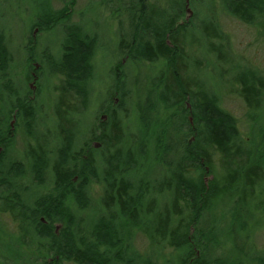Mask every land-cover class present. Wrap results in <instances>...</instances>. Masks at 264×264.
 Wrapping results in <instances>:
<instances>
[{
  "label": "trees",
  "instance_id": "trees-1",
  "mask_svg": "<svg viewBox=\"0 0 264 264\" xmlns=\"http://www.w3.org/2000/svg\"><path fill=\"white\" fill-rule=\"evenodd\" d=\"M220 1L227 14L254 27L264 38V0ZM68 4L72 5L73 0ZM124 9L129 14L131 31L129 36H120V53L131 59H162L167 64V71L152 81L142 102L145 108L142 103L137 106L134 120L126 111L120 115L117 108L123 103L111 106L110 101L101 106L107 120L98 123L100 133L94 126L90 138L77 145L92 74V67L85 62L90 60L95 42L76 33H69L59 62L35 55H28L25 61L27 77L34 70L41 72L45 65L52 73L58 72L55 76H62L52 87L57 95L52 122L60 142L45 148L48 134L26 130L29 133L25 135L34 139V144L27 143V160L7 164L12 140L6 126L11 116L16 113L17 122L29 125L38 121L43 109L41 102L34 105L22 95L16 96L15 90L7 93L8 111L0 118V188L8 187L10 194L2 198L5 204L0 206V222L5 210H16L20 224L13 231L0 223V264H137L139 260L141 264H161L157 258L138 256L132 246L135 235L158 247V253L169 249L171 256L162 259L165 264H227L225 258L214 253L225 244L233 248L236 236H247L249 232L245 205L247 197L253 196V179L258 174L264 179V127L259 130L258 140L243 139L235 128V117L219 106V96L213 91L210 94L199 79L186 77V64L179 69V60L187 59L176 44V34L196 29L192 18L178 26L170 13L161 17L145 0H129ZM41 12L50 18L47 24L56 15L46 0ZM64 14L63 10L58 13L54 22ZM39 20L34 21L32 30L45 22ZM206 32L221 38V43L223 36L217 30ZM204 39L198 36L192 42L197 45L202 40L215 61L229 62L231 92L243 101L246 121L253 124L261 118L264 123V70L233 65L225 50L208 47ZM11 61L5 33L0 29V87L4 90L6 81L11 83ZM33 61L39 62L38 70ZM198 62L203 65L201 60ZM118 82L119 87L111 93L123 97L120 73L115 78ZM124 120L131 121V129H126ZM226 122L231 129L226 128ZM92 139L105 142L107 148L102 152L90 148ZM43 167H47L53 191L39 195L28 205L11 189L15 180L27 173L36 184L43 183ZM93 183L101 185V197L100 203L90 206L88 188ZM256 207L258 214H263L262 218L258 216L257 226H264V202ZM29 212L33 213L30 216L48 217L50 224H59L57 236L52 239L42 231L28 230ZM13 216L18 218L15 213ZM31 236L40 241H29ZM238 250L244 253L240 247ZM257 260L264 264V258Z\"/></svg>",
  "mask_w": 264,
  "mask_h": 264
},
{
  "label": "rangeland",
  "instance_id": "rangeland-1",
  "mask_svg": "<svg viewBox=\"0 0 264 264\" xmlns=\"http://www.w3.org/2000/svg\"><path fill=\"white\" fill-rule=\"evenodd\" d=\"M46 1L53 14H56L48 24L46 22L50 18L43 14L46 12H41L40 15L41 4L45 3V0H0V29L5 33L6 45L12 58L10 66L11 83L3 81L5 90L0 87V118H2L1 113L5 114L8 111V103H6L7 93L9 91L13 92V90H15L16 96L22 95L21 97L31 100L34 105L36 101L37 103L41 102V107L43 108L41 113L39 112L38 121L29 125H22L21 121L17 122L19 118L16 117V113L11 116L8 124L11 130L7 131L8 125L6 126V134L10 135L12 140V146L6 154L7 164L12 160H22L23 162L27 160L25 158L27 143L31 141L29 143L34 144V139L25 135L29 133L26 130L33 131L32 133L34 134L36 132H39L40 135L42 133L48 134L45 148H51L54 144L61 141L60 137H56L54 123L52 122L55 121L52 106L57 101V95L53 93L52 87L54 84L59 83V76L61 75L55 76L58 72L52 73L51 69H48L45 65L41 72L34 73V70L32 76L27 77L25 61L28 55L32 57L35 55L37 58L42 59L52 58L55 62H59L58 59L63 56V47L68 41L69 33H76V36L80 37L85 36L95 42L90 60L87 59L85 62L89 67H92V74L87 94V107L81 111L82 114L80 116L84 124L81 121L79 126L81 128L76 138L78 146L83 144L84 140L90 138L92 135L90 130L94 126L97 129L96 133H100L99 129L101 128L98 123L107 120V115L102 111L101 106L108 105L110 101L111 106H117L120 102L123 103V109L117 108L120 115L126 111L132 114L131 120H134L138 110L137 106L147 97L152 81L156 82L161 72L167 71L166 61L162 59L155 61L131 59L120 53V36H129L131 31L128 25L129 14L124 9L129 0H73L72 5L68 4L70 0ZM145 1L148 2L151 10L154 13L159 12L161 17L163 14L166 16L170 13V16L175 18V24L178 26L187 24L189 18L193 19L195 25L200 26L193 29V31L190 28L185 29L183 32L179 31L176 34V44L182 48L183 54L187 59L179 60V69L183 70V65L186 64V77L199 79L210 94L215 92L219 96V106L235 117V128L243 139H246V141L252 138L258 140L259 130L264 127V123L261 122V118L253 124L246 121V108L243 101L236 93L231 92V77L228 75L230 72L229 62L220 63L215 61V56L204 49L202 40L195 45L192 39L198 36L201 38L205 37V44L220 51L225 50L233 65L237 63L264 70V38L257 33L254 27L246 25L227 14L220 0H180L182 7L178 0H175L176 3L174 0ZM204 4L207 6L204 7ZM152 6L154 7L153 9ZM176 9H181L180 13L175 14L174 10ZM62 10L65 13L64 17L54 22L58 13ZM161 17L160 21L162 20ZM36 19H40V22L43 20L45 22H41V24L38 22L40 25L36 23L37 26L32 30L31 27ZM201 20H206L205 24ZM156 22V24H159L158 20ZM208 30H212L214 33L217 30V33L223 36L221 43L219 41L221 38H215V34L208 35L206 32ZM200 60L203 65L198 62ZM32 64H34L36 70L39 69L38 61H33ZM116 73H120L122 77V89L125 92L123 97L111 93L115 86L116 90L119 87V82L115 83ZM165 79L167 80L168 78ZM186 104L189 108L190 104L188 102ZM145 106L146 104L142 103L141 107L143 109ZM189 112L190 110L187 111V114ZM124 121L126 129H131V121ZM172 127L176 128V124L173 123ZM226 128H230L229 122H226ZM92 147L99 148V152L107 148L105 142L96 139L91 140L90 148ZM1 151H3L2 147H0ZM47 167H43L45 177L42 179L43 183L40 184L39 182L36 184L33 176L27 173L24 174L23 178L15 180L16 183L13 184L11 190L13 192L16 191L20 198L23 197L28 202V205L35 198L37 199L39 195L53 191ZM208 179L206 177V181ZM261 179L259 174L257 178L253 179L254 186L251 193L253 196L247 197L245 205L244 219L248 223L249 231L247 236L237 235L235 242L232 243L233 248L229 244H225V246L219 247L214 253L215 256L225 258V263L227 264H261L257 259L264 258V226L258 227L259 225L257 226L256 223L258 216L260 218L263 217V214H258L256 207V204L264 202V179ZM88 191L91 200L90 206H94L97 202L100 203L101 185L93 183L88 188ZM8 192L10 194L8 187L0 188V206L5 204V200H2V198ZM72 208L75 207L73 206ZM86 211L87 208L85 209ZM13 212L18 215V218L13 216ZM13 212L5 210L1 214L0 223L6 230L16 231L19 229V213L16 210ZM29 213L28 230L42 231L43 234L52 239L57 236L59 224L56 222L50 224L48 217L46 221L44 217L35 218L30 216L33 215L32 212ZM28 239L33 243L40 241L39 238L34 236L28 237ZM132 246L138 256H151L152 260L158 259L161 264H165L162 259L171 256L169 249H163L158 253V247L153 248V245L141 235L134 236ZM239 247L244 250L243 254L238 250ZM255 257L257 258L256 260L254 259ZM137 264H141L140 260Z\"/></svg>",
  "mask_w": 264,
  "mask_h": 264
}]
</instances>
